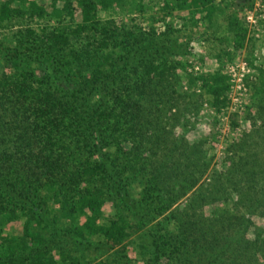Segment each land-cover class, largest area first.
<instances>
[{
  "label": "trees",
  "instance_id": "obj_1",
  "mask_svg": "<svg viewBox=\"0 0 264 264\" xmlns=\"http://www.w3.org/2000/svg\"><path fill=\"white\" fill-rule=\"evenodd\" d=\"M124 1L128 0H0V29L13 15L27 10L26 15H46L55 23L45 29L46 40L39 45L37 36L28 40L19 31L9 41L10 46L0 43V58L11 70L0 73V213L11 212L15 201L25 202L32 211L31 198L39 196L41 203L49 199L58 206L56 212L45 209L30 214L37 226L29 229L25 223L18 245L13 250H0V264H73L65 263L63 253L59 252L56 260L46 249L50 237L59 233L80 240L124 241L128 236L124 220L111 219L106 227L96 221L102 214L105 191L117 192L130 185L128 173L134 174L132 180L142 182L133 208L141 209V203L147 206L146 199L157 200L156 194L171 177L180 183L177 197L190 191L186 209L159 222L160 249L170 258L178 264H248V249L240 250L239 246V236L248 224L243 215L223 210L205 217L201 209L231 193L240 206L255 208L260 201L256 198L257 176L264 173L256 152L262 148L264 153V142L252 144L247 134L242 138L246 150L240 145L236 150L233 143L226 147L229 156L224 173L237 180H228V187L220 188L222 172H212L201 181L209 166L202 144L185 145L169 136L170 126L186 107L175 89L179 64L166 60L168 51L176 53V48L156 41L144 45L135 32L119 31L110 20L101 21L102 13L114 11ZM169 1L188 10L190 19L195 11L199 22L210 21L217 10L213 0ZM229 18L228 28L235 24ZM73 44L77 50L71 49ZM110 45L117 53L111 62L112 54L106 51ZM35 52L44 63L52 61L53 71L66 79L71 66L77 69L80 55L85 66L92 68V79L73 83L70 91H65L47 75L33 74L29 64ZM197 81L209 107L218 111L225 106V84L217 71L199 76ZM250 124L257 136L254 122ZM120 141L125 143L121 152ZM111 146L115 147L113 153ZM121 199L129 201L126 194ZM160 201L155 207L159 217L169 205ZM79 218L83 220L80 224ZM171 220L175 223L170 225ZM52 222L62 226L55 229ZM26 238L33 242L30 246ZM254 242L253 252L264 259V235ZM227 255L230 258L226 259ZM238 256L242 261L235 260Z\"/></svg>",
  "mask_w": 264,
  "mask_h": 264
},
{
  "label": "rangeland",
  "instance_id": "obj_2",
  "mask_svg": "<svg viewBox=\"0 0 264 264\" xmlns=\"http://www.w3.org/2000/svg\"><path fill=\"white\" fill-rule=\"evenodd\" d=\"M212 3L217 10L210 21L203 19L199 22L200 15L194 13L195 11H191L194 15L190 19L188 10L176 7V3H171L169 0H128L118 5L114 11L102 13L100 16L101 21L110 20L119 31L127 29L135 32L138 42L144 45L146 41H156L167 47L175 46L176 53L169 50V54L166 53V60L179 64L175 71L178 78L175 89L186 107L180 112L182 117L177 119L174 126H170L169 136L172 139H181L185 145L202 144L201 150L204 151L205 160H209V166L205 174L207 176L201 181L212 172L226 173L224 171L228 165L226 157L229 156L226 147L230 143L235 144L233 146L236 150H238L237 145L246 150L242 138L247 137V134H250L252 144L255 142L262 145L261 142H264V0H213ZM27 11H19L2 26L0 29L2 45L10 46L9 41H13L16 31L28 40L37 36L35 41L38 45L45 42L43 32L55 26L53 19H49L46 15L44 17L26 15ZM227 17L233 19L232 22L235 23L230 28L226 26ZM237 32L240 34L236 35ZM113 47L110 45L106 50L112 54L109 62L117 58L116 48ZM71 49L77 50V47L73 44ZM32 57L33 61L29 64V68L33 74L37 77L47 75L51 82L61 85L60 88L65 91H70L78 81L82 82L85 78L92 79V68L85 66L86 60L80 55L77 69L71 66L68 69L67 79L64 74L53 71V67L50 66L52 61L48 64L44 63L41 60L42 56H36V52ZM71 58L69 56L70 61ZM53 59L56 60V55ZM8 69L0 58V73L10 72L11 70ZM74 70L77 72L75 77L72 75ZM214 71L220 74L225 84L224 90L222 89L225 106L218 111L209 107L197 81L199 76ZM260 104L263 106L261 110L258 109ZM251 122H254V129L258 131L257 136L252 134ZM124 144L121 141L118 144L120 152ZM111 147L110 153H113L115 147ZM261 150L262 148L256 154H258V163L263 165L264 153ZM95 156L97 158V155ZM225 173L220 176L222 189L228 187V180L237 181L235 177L226 176ZM133 176L134 174L128 173L126 177L130 185L118 188L117 192L105 191V204L101 207L102 214L96 221L100 227H106L111 219L124 220L125 231L128 233L124 241L115 243L102 238L98 240L95 237H85L84 240H80L59 233L51 236L52 241L46 243V249L51 256L58 260V253L61 252L65 256V263L72 261L73 264H178L177 260L168 256L167 251L160 249L162 242L157 238L161 227L159 222L164 216L168 218L176 215V212L185 210L186 197L190 191L183 197H177L176 190L180 183L175 177H171L162 191L156 194L157 200L153 198L151 202L146 199L144 202L147 206H142L141 203V209L133 208L136 204L134 201L139 198L138 190L142 184L139 178L132 180ZM124 184L125 181L122 186ZM255 189L256 198L260 201L254 209L240 206L236 195L231 193L225 196L222 194L221 201L208 204L201 209V212L205 217H211L223 210H236L238 214L243 215L248 224L245 233L239 236L242 241L239 243L240 250L248 249L246 255L248 264H264L261 254L259 252L255 254L252 249L255 247L254 241L264 235V173L261 178L257 176ZM122 194L127 195L129 200L127 203L121 199ZM159 200L161 204L165 201L169 203L161 217L156 216L155 209L159 206ZM41 201L40 196L31 198L33 203L31 206L35 208L32 211L27 209L28 204L26 205L25 202L15 201L11 212L0 213V236L5 237L0 241V250H5V247L13 250V246L18 245L26 222L29 229L37 226L30 214L37 211L44 212L45 209L56 212L58 209V206L49 199H45L44 203ZM82 221V218H79L78 223ZM173 223L175 222L171 220L170 225ZM52 225L55 229L62 226L56 222H52ZM25 242L28 246L33 243L28 238ZM231 243L234 245L235 239L232 238ZM228 258L229 255L226 256V259ZM235 260L242 261V257L238 256Z\"/></svg>",
  "mask_w": 264,
  "mask_h": 264
}]
</instances>
